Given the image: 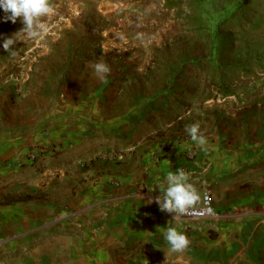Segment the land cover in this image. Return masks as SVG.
<instances>
[{
	"label": "crops",
	"instance_id": "obj_1",
	"mask_svg": "<svg viewBox=\"0 0 264 264\" xmlns=\"http://www.w3.org/2000/svg\"><path fill=\"white\" fill-rule=\"evenodd\" d=\"M6 15L0 8V264H264V102L179 122L165 96L116 113L32 88L17 98L2 78L13 56L3 42L24 25ZM196 122L203 147L185 131ZM180 168L213 194L215 217L173 222L160 211L155 198ZM167 226L188 236L184 252L170 250Z\"/></svg>",
	"mask_w": 264,
	"mask_h": 264
},
{
	"label": "rangeland",
	"instance_id": "obj_2",
	"mask_svg": "<svg viewBox=\"0 0 264 264\" xmlns=\"http://www.w3.org/2000/svg\"><path fill=\"white\" fill-rule=\"evenodd\" d=\"M52 4L48 30L18 36L2 77L17 98L32 88L75 103L108 102L116 113L132 98L165 96L179 122L264 102V0ZM98 62L111 69L104 80Z\"/></svg>",
	"mask_w": 264,
	"mask_h": 264
},
{
	"label": "clouds",
	"instance_id": "obj_3",
	"mask_svg": "<svg viewBox=\"0 0 264 264\" xmlns=\"http://www.w3.org/2000/svg\"><path fill=\"white\" fill-rule=\"evenodd\" d=\"M0 8L7 14L5 22L10 20L16 23L19 19L24 25L12 37L5 38L3 49L8 52V55H15L13 46L17 43L19 35L24 34L28 38H33L46 32L48 24L44 18L51 17L54 13L52 0H0ZM94 71L98 79L104 80L111 69L106 63L98 62L94 65ZM185 131L198 146L206 145V137L201 131L199 122L186 125ZM165 179L167 187L161 186V195L156 196L155 202L158 203L160 211L174 214L173 222H180L189 209L201 200L200 193L190 182V174L184 168L167 173ZM164 239L170 246V250L176 253L184 252L190 245L188 236L172 226L166 227Z\"/></svg>",
	"mask_w": 264,
	"mask_h": 264
},
{
	"label": "built area",
	"instance_id": "obj_4",
	"mask_svg": "<svg viewBox=\"0 0 264 264\" xmlns=\"http://www.w3.org/2000/svg\"><path fill=\"white\" fill-rule=\"evenodd\" d=\"M22 89H19V92H21ZM44 151L37 149L35 152H32L29 155V160L31 162H37L40 155H43ZM191 158L196 157L195 150H191L189 153ZM120 152L119 151H113L111 153V156L113 158L119 157ZM201 200L191 209H189L188 213L183 216L181 221H184L186 223L191 222H199L207 219H211L215 217V209H214V199L213 194L210 191H205L202 194H200ZM173 217L174 214L170 213Z\"/></svg>",
	"mask_w": 264,
	"mask_h": 264
}]
</instances>
